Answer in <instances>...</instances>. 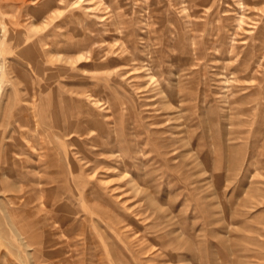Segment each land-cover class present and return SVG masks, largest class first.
I'll use <instances>...</instances> for the list:
<instances>
[{
  "label": "rangeland",
  "instance_id": "374dc122",
  "mask_svg": "<svg viewBox=\"0 0 264 264\" xmlns=\"http://www.w3.org/2000/svg\"><path fill=\"white\" fill-rule=\"evenodd\" d=\"M0 264H264V0H0Z\"/></svg>",
  "mask_w": 264,
  "mask_h": 264
}]
</instances>
